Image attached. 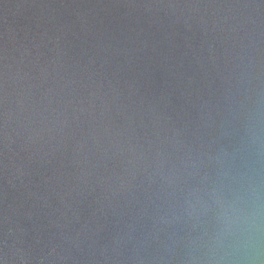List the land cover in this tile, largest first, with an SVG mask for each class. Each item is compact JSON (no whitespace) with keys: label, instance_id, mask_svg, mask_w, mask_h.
<instances>
[{"label":"water","instance_id":"water-1","mask_svg":"<svg viewBox=\"0 0 264 264\" xmlns=\"http://www.w3.org/2000/svg\"><path fill=\"white\" fill-rule=\"evenodd\" d=\"M0 264H264V0H0Z\"/></svg>","mask_w":264,"mask_h":264}]
</instances>
